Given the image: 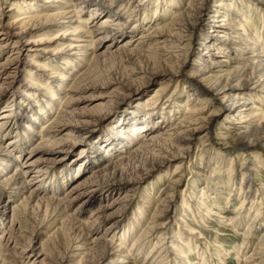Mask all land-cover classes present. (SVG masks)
Masks as SVG:
<instances>
[{"label": "bare ground", "instance_id": "bare-ground-1", "mask_svg": "<svg viewBox=\"0 0 264 264\" xmlns=\"http://www.w3.org/2000/svg\"><path fill=\"white\" fill-rule=\"evenodd\" d=\"M13 1L25 12L47 13L37 18V23L41 20L51 22L47 29L60 26L56 22L67 16L66 19H71L68 23L74 24L70 31L54 37V48L52 45L41 47L39 44L44 42L24 39L25 27H29L24 20L20 21L23 23L19 28L23 30L18 32L15 26L19 20L2 25V19H10V16L1 6L4 0H0V211L4 213L0 220V264H39L42 256V264H73L76 257H80L78 264H151L152 258H156L155 264H165L164 261L174 263L183 259L177 246L184 241V232L176 236L171 234L167 240L159 235L161 230L165 233L169 203L183 176L160 189L159 193L164 195L162 205L150 210L152 199L148 197L133 217L121 225L120 220L113 217L125 212L134 200L135 185L171 159H184L195 136L204 133L206 137L208 125L214 122L217 112H223V107L211 111L205 106L194 111L188 108L177 124H170L165 120H174L180 114L179 106L172 104L179 101L167 97L159 103L163 91L167 90L162 88L146 104H135L144 99L153 77L163 82L159 84L163 86L167 78L175 77L183 66L179 60L183 49L181 44L195 29L201 2L189 0L182 6V0H48L55 5L42 0ZM172 10L173 15L167 24H158L159 27L154 24ZM139 11L151 13L154 18L145 22ZM210 13L213 14H209L211 21H206V28L207 33L213 31L214 34L204 36L202 45L207 46L198 51V56L204 60L190 73L197 78L196 84L190 85L191 97L200 100L208 94L220 95L222 102L227 101V112L234 110L237 100H242V106L223 120L228 124L226 128L238 138L233 145L240 140L247 147H258L263 142L264 149V130L249 128V123L256 117L251 111L259 109L255 106L245 109L251 99L245 89L261 88L264 96V39L256 40L251 36L244 19L241 23L235 19L236 24L228 28L230 16L226 15L227 12ZM99 15L108 18L98 24ZM215 18L220 19L216 21ZM61 27L65 29L64 24ZM150 28L152 30L148 32ZM229 29V33L226 32ZM92 34L97 36L91 38ZM153 38H156L155 42L147 48L149 39ZM120 39L126 40L117 45ZM245 51L250 52L245 54ZM226 52L235 55L230 57ZM173 64L177 67L172 70L170 66ZM80 66L83 69L76 73L75 69ZM122 81L124 84L137 83V88L125 87ZM84 91L91 92L81 101L106 100L98 104L86 103L79 108L80 97L76 95ZM116 91L126 96L122 97ZM62 93L66 97L60 101ZM138 93L137 98H131V103L125 104L122 114L115 113L118 119H114V126L90 137L92 126L110 116L126 97ZM116 96L120 99L114 102ZM55 108L58 112L54 120L39 131L42 137L38 144L28 148L37 138L35 131L38 128H35L42 119L38 112L44 110L45 118H48ZM145 111L148 117L141 118L140 112ZM99 113L94 118L93 115ZM158 115L160 119L157 121ZM258 115L264 116V111ZM242 129L244 133H240ZM23 132L26 134L22 137ZM72 147L75 150L72 151ZM103 150L110 158L101 163ZM37 155L40 158H36ZM66 164L75 171L77 179L60 194L54 189H46L45 184L51 181L55 171ZM245 178H241L243 182ZM116 181L130 185L128 190L124 192L121 187L111 186ZM195 183L190 191L184 190L181 199L191 214L202 220L210 212L206 202L213 189L200 187L199 181ZM258 185L263 186L262 183ZM227 187H230L227 188L229 193L235 189L242 194V187L234 188V182L228 183ZM250 191L248 188L245 191L242 205L249 210L255 205L264 211V193L252 196ZM18 197H21L20 205L10 211L9 199ZM108 199H112L110 203L106 202ZM98 203L99 206L85 216L84 222L81 219L84 211ZM73 208L75 211L68 214L67 211ZM148 218L150 223L139 230V225ZM161 219L166 221L161 223ZM256 219L248 222L246 232L251 230ZM56 220L61 226L56 231L60 240L50 236L39 254H34L37 228ZM132 230L139 233L131 244H126ZM190 233L193 235L191 230ZM157 235L159 239L155 240L149 255L144 256L146 246ZM254 253L246 258L248 264L262 262L259 258L264 256V234Z\"/></svg>", "mask_w": 264, "mask_h": 264}, {"label": "rangeland", "instance_id": "rangeland-1", "mask_svg": "<svg viewBox=\"0 0 264 264\" xmlns=\"http://www.w3.org/2000/svg\"><path fill=\"white\" fill-rule=\"evenodd\" d=\"M42 2H49V4L52 5L56 4L55 2L48 0H42ZM189 2V0H182L181 4L182 6H185V4L187 5ZM196 2H201V9L198 13V16H196L195 29L192 34L188 36L181 44V47L183 49L181 54L182 56H180L179 60H182L183 66H181L180 70L175 73V77L169 76V78H167V82L165 81L163 86L159 85L163 82H160L156 77H153L151 83L149 84L151 87L148 88V90L145 92L144 99L136 101L135 104H140L142 102L145 103L149 101V99L156 93V91L162 88L167 90L163 91L164 94L159 98V103H161V100L163 102L165 100L164 98L167 97L179 101H175L172 104L175 103L179 106L178 109L180 111V114L174 120H171V118L168 119V121L165 120V122H170V124H177L179 120L183 118V114H186V110L188 108L194 111L201 109L205 106L204 108L206 110L211 111L213 109L217 110V108L223 107V112L222 110L220 112H217L214 122L208 125L209 130L206 137H204V133L195 136V138L191 142L190 149L188 150L189 152L187 153L184 159L180 157H175L174 159H171L169 162L165 163L161 167L153 169L150 173H148L145 179L139 182V184L135 185L136 191L134 200L131 202V204L128 205L127 210L125 212H122L114 216L113 218H115L116 220H120L121 225L123 222L133 217L135 212L140 207H142L144 203L148 201V197H151L152 199V203H150V210H153L157 206L162 205L160 203L164 198V195L162 196L159 193L160 189L168 187L171 180L183 176L180 180V183L178 184V187L176 188L175 196L171 198V201L169 203V220L165 225V233L163 234L161 232L162 230L159 231V235H162V238L166 240L170 238L171 234L176 236L179 232H184V241L181 242V246H177V250L181 254V257L183 259H178L174 263H171L168 260L169 263L167 261H164V263L248 264L245 261L246 258L251 256L252 254H255L254 248L255 246H257V243L261 240L264 234V211H261L255 205L251 207L250 211L249 208H245V206L242 205V201L244 200L243 197L245 191H247V188L251 189L250 192L252 193V196L257 195L258 193H264V191L261 192L257 189L261 188L262 190H264V149L262 147L263 142L262 144L260 143L258 147H247L240 140H238L236 144L233 145L234 140L238 138L235 137L232 132L226 128L228 124L223 120L225 119V116L227 114H234L235 110L239 109L238 107L242 106L243 101L237 100L236 103L233 105L234 110L227 112V101L225 100L222 102V98L220 97V95L211 96L212 94H208L206 97H203L200 100H194V98L191 97L190 88L192 87L190 85H195V82H197V78L192 77L190 73L195 69V67H199L201 66V64H203L201 62L202 60H204V58H200L198 56V51L204 45L207 46V44L202 45L204 36L214 34L213 31L211 33H207L208 30L206 28V21H211V16L209 14H213L210 13V11H218L220 12V14H226L227 12L228 14L226 15L230 16L229 22L227 24L228 28L233 27V25L236 24V22L234 21L235 19H239L240 23L241 19H244L246 21V28L248 29V32L251 34V36L256 37V40H261L264 39V0H196ZM1 6L10 16V19H2V25L3 23L7 24L9 22L19 20L17 26H15L18 32L23 30H19L21 24L23 22H27V26L29 27H25L27 31L26 35H24V39L30 42H44L39 44L41 47H47L52 45L51 48H54V37L60 32L70 31L69 28L72 27L74 24L68 23L71 19H66L68 17L67 16L65 19L58 20L59 22H56L59 23L60 26L57 27L53 25V28L47 29L46 26H50L49 24H51V22L41 20L40 23H37V18L41 15H47V13H36L38 11L35 12L34 10L25 12L22 10L21 5L15 4L13 0H4V3L1 4ZM133 6L134 5H132L130 9H132ZM138 14L140 16V14L142 13H140L139 11ZM172 15L173 10L172 12H168V14L163 15V18L159 19L158 22L154 24H167L170 21ZM216 16H219V14ZM107 18V15H101L99 18H97L98 24L103 23ZM141 18L143 19V21L148 22L152 18H154V15L145 11L141 15ZM219 19L220 18H215L216 21ZM22 20L24 21L20 22ZM63 24L65 25V29H62L61 27ZM227 26H225V28H227ZM157 27H159V25ZM31 28H34L33 32L27 34V32L31 30ZM151 30L152 28L148 29V32H150ZM229 31L230 29L226 32L229 33ZM96 36L97 34H92L90 37L95 38ZM125 40L126 39H120V41L117 42V45L122 44ZM155 40L156 38L149 39L146 47H151ZM104 45H107V42H104ZM249 52L250 51H245L244 53L247 54ZM226 53H228V56L230 57L235 55V53ZM10 55H13V52H11ZM2 59H5V56ZM176 64L170 66L172 70L177 67ZM82 69L83 67L80 66V68H76L75 71L76 73H80ZM17 76L20 78V74ZM125 83L126 84H124L122 81L121 84L128 88H137V83ZM18 86H16L15 89ZM249 87H251V85ZM65 90H67V88H65ZM65 90L63 91L65 92ZM9 92L11 94L12 89H10ZM90 92L91 91H84L76 95V97H80L79 102L77 103V107L80 106L79 108H82L83 105H85L86 103L98 104L99 102H105L106 99L104 98H95L90 101H81L83 98H86V95ZM116 92L117 94L122 95V97L126 96V94H123V92ZM262 93L263 92H261V88H254L252 91L249 88L245 89V94H249L251 96V99L248 100L249 104L246 105L245 109L251 108L252 106H255L259 109V111H251L256 117H254L249 123V128L257 129L258 131L264 130V116L258 115L260 111H264V96ZM138 95L139 93L132 97H126L122 104L116 110L111 111L110 116H108L105 120L92 126L90 128L92 132L90 134V137H95L106 127L108 128H106L105 130H108L111 125L114 126V119H118V116L115 113L121 112L120 114H122L123 107L126 106L125 104L131 103L129 102V99L137 98ZM63 96L66 97V94L63 95L62 93L60 101L65 98ZM116 97L117 98H115L114 102H117L119 101L118 99H120V96ZM146 98L147 100H145ZM189 100L190 103L188 102ZM57 112L58 110H56L55 108L52 113L50 112L48 118H45L44 110L38 112L40 117L42 116V119L38 120V123L35 128H38L35 131L37 134V138H35L30 143L28 148L30 147L31 149L38 144V140L42 137V134L39 133L40 129L50 125V123L54 120ZM97 115H100V113L94 114V118H96L95 116ZM139 116H141V118H147L148 114L146 111L140 112ZM159 119L160 116H156V120L158 121ZM28 129H31V127H28ZM244 131L245 130L242 129L240 130V133H244ZM23 134H26V132L22 133V137ZM137 140L141 141V139H136L135 141ZM70 149L72 151L75 150V148L73 147ZM102 153L103 155L101 157L103 158H101L100 160L101 163L109 161V153L105 152V150H103ZM75 154L77 153H74V155ZM39 156L40 155H37L36 158H40ZM217 159H219V161ZM93 161L96 165L99 164L98 161ZM181 165H184L183 168L177 170L176 168H179ZM69 168L70 165L66 164L64 168L61 167L57 169L54 173V176H52L53 178L50 181L51 183H46L45 188L52 190L54 189V191H56V193L58 194H60L61 192L63 193L67 189V186L70 184V182H74L77 179L75 171ZM12 169H15V167H13ZM62 169L64 171H61ZM84 173L87 174L89 173V171L84 170ZM243 176L246 177V180L244 182L241 179L243 178ZM198 181L200 183L201 181H205L200 184V187L203 188V186H208L213 189V192L209 196L210 199L206 202V206H208L210 212L202 220L198 217H194L193 214H191L192 212L188 209L187 204H185L183 202L184 200L181 199V194L184 192V190L190 191L191 187L195 186V182ZM232 182H234V188L239 189L240 186L242 187L241 195H239L234 188L233 192H228L227 188L230 187H227V185L228 183L232 184ZM242 182L244 184L243 186L241 185ZM260 183H262L263 186H259L258 184ZM111 186L121 187L125 192L128 190V187L130 185H128L127 183L116 181L114 182V185L112 184ZM111 200L112 199H108L106 202L110 203ZM20 202L21 197H18L13 200L10 198V211L12 210V208L14 209V207L20 205ZM98 206L99 203L93 205V207L87 208L84 211V217H82L81 219H83L85 222V218L88 217L91 212L90 210ZM257 210L258 215H256ZM74 211L75 208H73L72 211L68 210L67 213L71 214ZM109 211L111 212V210ZM3 214L4 213L0 211L1 221L4 218ZM222 216L223 219H220ZM256 217V223L252 225L253 227L251 228V230H249V232H246L248 226L250 225V223L248 224V222H250L252 219H255ZM177 219H180V221H175ZM165 221V219H161V223H164ZM149 223L150 218H148L142 225H139V230H141L142 227H145ZM59 227L61 226L56 220L53 223H44L43 225L37 228L38 233L37 235H35L37 241L34 242V254H39L41 246L45 241H47V239H50V236H54V240L59 239V236L56 232ZM190 230L193 232L194 236L191 235ZM138 233L139 232L136 230L129 234L126 239V244H131L137 237ZM159 235L154 237V239L150 241V243L146 246L143 252L144 256L149 255L150 250L154 246L155 240L159 239ZM118 236L119 235H117V237ZM55 245L56 243L53 244V246ZM135 253L136 252H133V254ZM1 258L2 256L0 257V259ZM39 258V260H41L39 264H42L43 256ZM259 259L262 262L256 261L255 264H264V256L262 255V257ZM74 260L75 262L73 264H78L80 261V257H76ZM150 262L151 264H155L156 258H152Z\"/></svg>", "mask_w": 264, "mask_h": 264}]
</instances>
